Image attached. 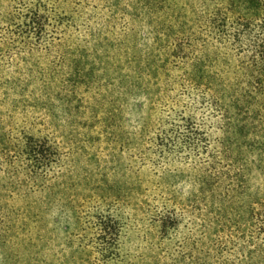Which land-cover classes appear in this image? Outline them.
Returning a JSON list of instances; mask_svg holds the SVG:
<instances>
[{
	"label": "rangeland",
	"instance_id": "374dc122",
	"mask_svg": "<svg viewBox=\"0 0 264 264\" xmlns=\"http://www.w3.org/2000/svg\"><path fill=\"white\" fill-rule=\"evenodd\" d=\"M11 4L0 0L1 19ZM58 10L65 33L57 51L0 54V155L30 133L56 143L63 158L43 188L0 171V264H89L80 209L101 199L122 221L126 264H214L215 218L236 219L252 198L264 196L262 173L249 165L232 189L213 186L209 198L200 194L198 168L152 164L146 140L185 99L179 93L186 73L227 98L245 78L240 58L211 43L189 54L193 61H172L170 40L199 32L197 0H61ZM246 105L248 112L259 106ZM243 155L251 164V154ZM165 207L179 221L161 234ZM225 258L224 264H264V248Z\"/></svg>",
	"mask_w": 264,
	"mask_h": 264
},
{
	"label": "trees",
	"instance_id": "16d2710c",
	"mask_svg": "<svg viewBox=\"0 0 264 264\" xmlns=\"http://www.w3.org/2000/svg\"><path fill=\"white\" fill-rule=\"evenodd\" d=\"M60 1L12 0L9 13L0 18V54L57 51L65 33L64 16L58 10ZM197 1L199 32L170 40L167 54L175 63H188L193 61L189 54H196L198 46L203 49L212 43L240 58L245 78L241 87L226 98L225 90L202 87V76L186 73L179 93L185 99L160 119L146 140V150L147 158L157 166L165 168L177 161L198 168L203 174L200 194L209 193L208 197L214 198L213 186L225 184L226 190L232 189L249 165L262 173L264 184V0ZM254 101L259 104L258 110L248 112L246 104ZM228 107L234 113L232 118ZM208 127L218 133L212 137ZM252 134L254 138L250 139ZM10 144L11 152L4 158L0 155V171L22 174L31 188H43L62 166L58 146L46 136L23 133ZM246 153L251 154V164L243 158ZM145 157L142 155V160ZM208 197L203 199L206 207ZM111 205L101 199L80 209L89 264H126L120 248L122 221L110 210ZM244 207V212L238 210L236 219L231 215L215 218L214 248L220 260L214 264L226 263L227 252L253 255L264 248V196L252 198ZM158 221L161 234H166L179 220L166 208L159 213ZM200 264L208 262L204 259Z\"/></svg>",
	"mask_w": 264,
	"mask_h": 264
}]
</instances>
